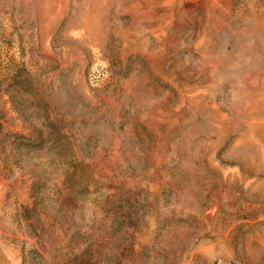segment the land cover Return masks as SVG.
<instances>
[{"label": "rangeland", "instance_id": "1", "mask_svg": "<svg viewBox=\"0 0 264 264\" xmlns=\"http://www.w3.org/2000/svg\"><path fill=\"white\" fill-rule=\"evenodd\" d=\"M0 264H264V0H0Z\"/></svg>", "mask_w": 264, "mask_h": 264}]
</instances>
